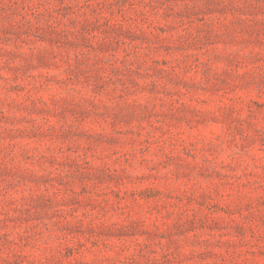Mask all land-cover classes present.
<instances>
[{
  "label": "rangeland",
  "instance_id": "1",
  "mask_svg": "<svg viewBox=\"0 0 264 264\" xmlns=\"http://www.w3.org/2000/svg\"><path fill=\"white\" fill-rule=\"evenodd\" d=\"M0 264H264V0H0Z\"/></svg>",
  "mask_w": 264,
  "mask_h": 264
}]
</instances>
